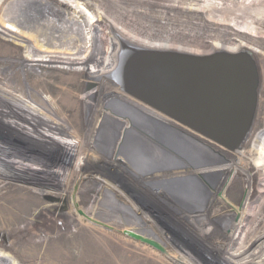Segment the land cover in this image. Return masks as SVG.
Segmentation results:
<instances>
[{
	"label": "rangeland",
	"instance_id": "374dc122",
	"mask_svg": "<svg viewBox=\"0 0 264 264\" xmlns=\"http://www.w3.org/2000/svg\"><path fill=\"white\" fill-rule=\"evenodd\" d=\"M71 1L75 8L60 0H26L13 7L18 10L8 8L9 16L18 11L19 20L16 16L12 23L22 28L56 23L62 10L80 16L83 23L86 8L92 21L97 19L84 30L87 45L103 39L112 62L93 79L86 71L36 67L24 58L21 46L0 37V76L22 90L37 110L56 113L51 118H61L82 141V152L71 156L41 132L39 138L25 136L0 118V142L8 145V157L41 163L28 165L47 177L49 170L69 174L66 190L43 193L0 179V251L16 264H247L254 249H264V204L257 215L246 214L264 197V0ZM129 37L190 54H208L218 50L215 45H224L252 55L257 103L236 153H217L204 136L202 141L176 124L168 126L140 110L147 108L144 103L121 90L116 82L130 86L121 78L116 58ZM128 56L136 69V57ZM87 91L94 93L92 100L84 98ZM50 98L55 106H48ZM100 101L134 123L116 149L115 166L106 151L113 139L100 140V131L93 134L88 126L97 119L99 128L122 130L108 117L94 115ZM104 183L116 190H110L112 202L103 196L98 205ZM199 217H205L201 227L189 228Z\"/></svg>",
	"mask_w": 264,
	"mask_h": 264
},
{
	"label": "bare ground",
	"instance_id": "6f19581e",
	"mask_svg": "<svg viewBox=\"0 0 264 264\" xmlns=\"http://www.w3.org/2000/svg\"><path fill=\"white\" fill-rule=\"evenodd\" d=\"M23 1L26 0H0V3L4 4L3 6L0 5V37L3 40H7L13 44L21 46L25 50L23 51L25 56L24 58L30 62V65L33 64L36 65V67L44 66L58 69L65 68V70L70 69L72 71H86L89 73V77L91 76L92 78L95 73L103 71L112 62V59L110 60L111 62H108L109 60L106 58L107 53H105L104 48H102V46H104L102 45L103 42L105 43L103 39L96 37L97 39L94 40L93 44L91 43L90 45H87L90 42L86 37L87 33H85L84 30L87 28L86 26L90 27V25L97 21V19H95L94 22L92 21L94 18L92 17V12L84 8L87 13V19H84L83 23L79 20L80 16L75 17V15H71L62 10V13L60 14L61 18L57 20L56 23L55 21L54 23L44 21L35 28H33L34 26H30L28 24L23 25L22 28L21 26H16L12 23L14 20L17 21V18L19 20L18 11H16V15L14 17L12 15L9 16L10 12L8 11L13 7L15 8V5H20ZM60 1L70 7H73L71 5V0ZM15 10H18V8L14 9V11ZM76 11L78 12V8L75 9V12ZM12 18L15 19L13 20ZM126 39L125 45L122 44L124 49L122 56L116 58V60L119 61V65L123 69L121 78H123V81H125L130 88L125 89L118 82H116V84L121 87L122 91L135 97L136 99L138 98L133 95V91H135L134 89H136V91L142 90L146 96L154 93L155 96H158L159 98L161 97L165 100L169 106H172V104L177 105L178 103V107L180 108L181 106L187 107V115L185 119L192 126L186 125L174 119L165 112L160 111L158 108L150 105L149 103L143 102L140 99L138 100L142 101L144 106L147 108L141 109L138 105L137 107L140 110L149 113L152 117L160 119L168 126L175 127L178 125V127L184 129L185 132L196 136L202 141H205V137L207 139L205 142L209 144L213 143L211 145H213L217 153L218 151H226L228 152L227 154L231 156V153H236L240 143L243 141L249 130L248 128L242 141L236 146V141L243 129L248 110L250 78L246 72L245 65L242 63L238 64L228 62L209 65V63L197 64L185 61L176 62L175 60L169 59H157L158 61L152 60L153 63L150 65H148L150 61L147 62V60L139 62L135 61L136 69H134L133 60L131 62L129 58L130 56H128L132 53L130 51L133 48H142L160 52H174L186 55L198 54H190L186 52V50L179 47L173 50L174 48L165 47V45L160 46L156 43H146L133 38ZM107 43H113L114 46L116 42L112 40L108 42L107 40ZM137 43L141 46H135ZM213 48L218 50L208 54H200L198 56L210 55L216 52H242L241 50L232 52L234 49L224 45H215ZM111 56L113 55L111 54ZM141 67L143 68V72L142 70L139 72ZM133 69L139 72V77L136 79L132 78L137 77L133 73ZM32 70L35 72L37 71V69L33 68ZM159 70L160 72H163L166 77V81L164 83L157 78V76L161 77ZM89 82L90 85L95 83L94 81ZM12 84L13 83L8 82L7 78L0 76L1 119L5 122L7 121L13 123V125H8L25 136H29L28 134L31 133L35 135L33 137L39 138L40 135L38 132H41V135L45 137V139H48L49 142L59 143V145L63 147V151L71 156L78 155L82 152V141L78 140L67 130L66 125L61 123V118H58L57 121L51 118V114L56 113L52 112V110H50V112L43 109L37 110L34 105L24 97L23 91L14 89ZM133 84H135V86H132ZM13 89L15 90V93L12 92L14 91ZM149 89L153 92L149 93ZM93 97L94 93L88 92L84 98L92 100ZM48 101V106H55L52 102V98ZM88 103V106H90L92 102L90 103L89 101ZM93 112L97 118L104 115V117H108L113 122L122 126L121 132L116 131V129L114 131H109L108 128H99L97 119L88 122L91 133L94 134L95 130L100 131L99 133L98 131L96 132L97 135H100V140L105 139L106 136L110 140L113 139L112 147L110 145L106 148V151L107 157L111 160L110 165L115 166L119 151L117 147H120V145L123 144L124 139L127 136L126 133L129 131L130 124L133 126L134 123L127 117V115L116 113L115 111V113L112 112L105 106L104 102L101 101L95 108H93ZM42 116L49 119H44L45 117L43 118ZM7 118L8 120H6ZM117 136L119 137L116 138ZM197 138L196 140H198ZM1 143L2 142H0V179L15 180L21 185L30 186L36 190L42 191V193L57 191L58 189L60 191L66 190L69 181V174L66 171L62 169L55 171L49 170L48 177L44 176L39 171H37V174L36 171L28 165H32V163L37 164V162L29 161L28 163H21L14 161L6 155L8 145H2ZM103 151H105V149ZM231 161H233V159H231ZM40 166L42 167V165ZM225 168H227L226 164L225 167L221 168V171L225 170ZM224 174V172H221L220 178ZM46 185L52 186L51 189L47 188ZM110 186L105 185V183L104 185L101 184L99 186L101 199L97 200L98 205L102 204L103 196H108L110 202H112L110 198L113 196L110 195V190L115 191L116 188ZM99 188L97 190H99ZM263 188L262 192H264ZM259 202V205L249 207L246 213L247 216H255L260 212L259 210L264 204V197L261 198ZM102 206H105L106 208L105 204ZM101 211H103V209H101ZM204 218L205 217L200 220L201 217H199L197 221L190 222L189 228L198 230L201 227V223L204 221ZM262 247L254 249L252 256L247 261V264H264V253H262L264 252V249ZM0 264L16 263L6 251H0Z\"/></svg>",
	"mask_w": 264,
	"mask_h": 264
},
{
	"label": "water",
	"instance_id": "95a60500",
	"mask_svg": "<svg viewBox=\"0 0 264 264\" xmlns=\"http://www.w3.org/2000/svg\"><path fill=\"white\" fill-rule=\"evenodd\" d=\"M130 52H132L130 53L132 57H133V54L134 56L137 57L136 59L138 62L143 61V60H147V62L150 61L148 65L153 63L152 60L155 61L157 59L158 60L159 59L160 60L169 59V60H175L176 62L185 61V62H191V63H197V64L209 63V65H214V63H224V62L238 63V64L242 63L243 65H245L246 72L250 78L249 79L250 88H249L248 110H247V115H246V121L243 125V129L241 133L238 136L239 138L236 141V146L242 141L253 119V114L255 112V107L257 103L256 89L259 84L257 67H256V64H255V61L252 55L248 51L245 50L239 53L216 52L214 54L205 55V56L186 55V54H179V53H174V52H160V51H155V50H146L142 48L140 49L133 48ZM141 70L143 72L142 67L140 68L139 72H141ZM160 75L161 77L157 76V78H159L162 81V83H164L166 81V77L163 74V72H160ZM136 78L138 77H133V79H136ZM135 84H133L132 86H135ZM134 90L135 91H133V95L136 96L138 99L142 100L143 102L149 103L150 105L158 108L160 111L165 112L167 115L173 117L174 119L186 125H190L185 119L187 115V112H186L187 107L181 106L180 108L178 107V103L177 105L172 104V106H169V104L165 100H163L161 97L159 98L158 96H155L154 93H152L153 91L150 89H149L150 90L149 93H152V94L151 95L147 94L148 96H146L142 90L140 91L139 90L136 91V89Z\"/></svg>",
	"mask_w": 264,
	"mask_h": 264
}]
</instances>
